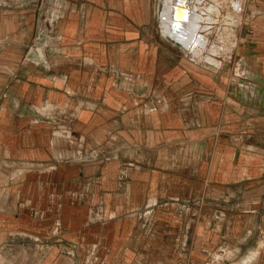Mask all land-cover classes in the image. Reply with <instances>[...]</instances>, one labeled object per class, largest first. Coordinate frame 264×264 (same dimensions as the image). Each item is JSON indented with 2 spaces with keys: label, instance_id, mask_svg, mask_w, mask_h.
<instances>
[{
  "label": "crops",
  "instance_id": "0c3cea01",
  "mask_svg": "<svg viewBox=\"0 0 264 264\" xmlns=\"http://www.w3.org/2000/svg\"><path fill=\"white\" fill-rule=\"evenodd\" d=\"M166 1L0 0V258L35 243L44 264L259 251L264 0H181L179 31Z\"/></svg>",
  "mask_w": 264,
  "mask_h": 264
},
{
  "label": "rangeland",
  "instance_id": "374dc122",
  "mask_svg": "<svg viewBox=\"0 0 264 264\" xmlns=\"http://www.w3.org/2000/svg\"><path fill=\"white\" fill-rule=\"evenodd\" d=\"M239 1L241 4V2L243 0H239ZM182 4H183V2L181 0H167L165 2V5H164L163 11H162V22H163L164 26L166 24V21L169 20V15L167 13L168 11L169 12L173 11V13H174L173 23L175 24V30L176 31L177 30L179 31L183 28L184 22L182 21V19L188 18V17H193L192 14H190V12L188 13V11L183 9L184 6H182ZM185 4L188 5L189 3L186 2ZM190 4H191V9H192L193 13L194 12L197 13L196 12V6H194L192 4V2H190ZM236 7H237V10H240V5L238 3L236 5ZM186 9H187V7H186ZM185 13H186V15H185ZM240 21H241V18H240ZM178 36H180V35H178ZM184 37H186V35H181L180 37H178V39L183 42ZM178 39H176L175 41L179 42ZM223 45H224V43H223ZM36 244L37 243L30 244V245L19 244V247H16V248L11 247L10 248L11 251L8 254H6L4 257L0 258V264H35V263L36 264H40V263L44 264L45 261L48 260V258H42V259L39 258V247L40 246H38V245L35 246ZM44 250H46V248H44ZM50 250H52V248H47V252L48 251L50 252ZM258 250L259 251L257 253H255V255H253L254 258L252 256L251 259H248V261L245 264H264V228H262ZM49 252H48V254H49ZM38 261H39V263H38ZM210 264H214V263L212 262Z\"/></svg>",
  "mask_w": 264,
  "mask_h": 264
},
{
  "label": "bare ground",
  "instance_id": "6f19581e",
  "mask_svg": "<svg viewBox=\"0 0 264 264\" xmlns=\"http://www.w3.org/2000/svg\"><path fill=\"white\" fill-rule=\"evenodd\" d=\"M186 3V2H185ZM180 6V5H179ZM182 6H183V4H182ZM181 7V6H180ZM184 9V8H183ZM181 10V9H180ZM184 12V11H183ZM185 15H186V13H185ZM183 17V16H182ZM247 262V261H246Z\"/></svg>",
  "mask_w": 264,
  "mask_h": 264
},
{
  "label": "built area",
  "instance_id": "2783aa9c",
  "mask_svg": "<svg viewBox=\"0 0 264 264\" xmlns=\"http://www.w3.org/2000/svg\"><path fill=\"white\" fill-rule=\"evenodd\" d=\"M215 264V263H214Z\"/></svg>",
  "mask_w": 264,
  "mask_h": 264
}]
</instances>
